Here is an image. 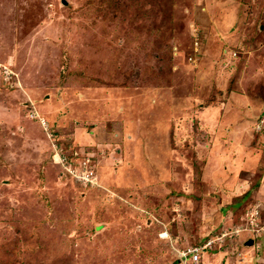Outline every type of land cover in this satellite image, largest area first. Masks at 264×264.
<instances>
[{"label":"rangeland","instance_id":"1","mask_svg":"<svg viewBox=\"0 0 264 264\" xmlns=\"http://www.w3.org/2000/svg\"><path fill=\"white\" fill-rule=\"evenodd\" d=\"M0 264H264V0H0Z\"/></svg>","mask_w":264,"mask_h":264},{"label":"built area","instance_id":"2","mask_svg":"<svg viewBox=\"0 0 264 264\" xmlns=\"http://www.w3.org/2000/svg\"><path fill=\"white\" fill-rule=\"evenodd\" d=\"M193 43H194V50L197 51L198 49L195 48V47H196V42H193ZM212 242H213V241H209V242H208V243H209L208 246H210V245L212 244ZM198 250H199L198 247H196V248L194 249V251H198ZM198 256H199L198 253H196V254L194 255V260H195V261L198 260ZM197 262H199V261H197Z\"/></svg>","mask_w":264,"mask_h":264},{"label":"bare ground","instance_id":"3","mask_svg":"<svg viewBox=\"0 0 264 264\" xmlns=\"http://www.w3.org/2000/svg\"><path fill=\"white\" fill-rule=\"evenodd\" d=\"M7 66H8V65H7ZM24 66H25V65H24ZM121 236H122V235H121ZM119 238H120V237H119ZM122 240H123V239H122ZM119 241H120V240H119ZM119 241H118V242L116 241V242H117L116 244H118V243H119ZM123 244H124V242H123Z\"/></svg>","mask_w":264,"mask_h":264},{"label":"water","instance_id":"4","mask_svg":"<svg viewBox=\"0 0 264 264\" xmlns=\"http://www.w3.org/2000/svg\"><path fill=\"white\" fill-rule=\"evenodd\" d=\"M252 244H253V242L251 241V242H250V245H252Z\"/></svg>","mask_w":264,"mask_h":264}]
</instances>
